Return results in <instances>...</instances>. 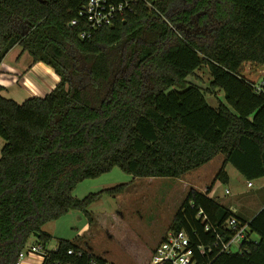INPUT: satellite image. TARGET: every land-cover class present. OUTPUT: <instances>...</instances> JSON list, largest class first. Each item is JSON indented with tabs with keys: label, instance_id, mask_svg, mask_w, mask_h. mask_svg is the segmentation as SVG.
Listing matches in <instances>:
<instances>
[{
	"label": "trees",
	"instance_id": "trees-1",
	"mask_svg": "<svg viewBox=\"0 0 264 264\" xmlns=\"http://www.w3.org/2000/svg\"><path fill=\"white\" fill-rule=\"evenodd\" d=\"M86 1L0 0V65L19 45L60 77L50 93L22 103L0 86V264H17L33 236L47 250L52 235L43 226L71 210L91 225L89 206L125 186L84 199L73 192L115 166L181 178L222 154L215 181H229V164L249 181L264 177V84L257 90L243 72L245 63L264 66V0H150L153 7L140 3L82 38L84 24L71 21ZM203 68L211 76L204 91L188 82ZM218 92L224 100L211 106L206 95ZM230 217L242 220L191 187L168 231L211 246L209 264H264V208L247 221L258 239L217 254ZM47 251L43 264L107 261L69 240Z\"/></svg>",
	"mask_w": 264,
	"mask_h": 264
},
{
	"label": "rangeland",
	"instance_id": "rangeland-1",
	"mask_svg": "<svg viewBox=\"0 0 264 264\" xmlns=\"http://www.w3.org/2000/svg\"><path fill=\"white\" fill-rule=\"evenodd\" d=\"M10 56L5 65L7 68L16 57ZM243 69L244 74L255 83H260L264 78L263 65L245 63ZM210 81L207 68L198 70L195 76L188 78L189 83L203 91ZM25 91V87L16 84L5 95L22 103L26 99H21L29 96ZM220 98L224 100L223 93ZM206 99L211 106H217L218 99L213 95L208 93ZM4 143L5 140L0 137V150ZM221 158L219 156L206 167L191 170L181 178L135 177L115 166L99 177L83 180L73 192L78 199L119 185L125 187L112 195L103 194L89 206L88 210L93 218L91 225L87 215L79 210H71L66 215L46 223L43 228L52 235L47 249H55L63 239L81 245L113 264H150L152 252L168 232L174 215L192 185L201 190L211 185L212 189L207 193L220 203L236 205L237 200L240 201L245 207V212L239 213L241 219L249 221L264 203V177L249 181L229 164L226 168L229 181H215ZM251 239H258V235L251 234ZM34 244L37 241L33 236L27 247ZM237 250L236 247L233 248V251ZM22 263L40 264L29 256L24 257Z\"/></svg>",
	"mask_w": 264,
	"mask_h": 264
},
{
	"label": "built area",
	"instance_id": "built-area-1",
	"mask_svg": "<svg viewBox=\"0 0 264 264\" xmlns=\"http://www.w3.org/2000/svg\"><path fill=\"white\" fill-rule=\"evenodd\" d=\"M146 3L153 7L150 0H87L79 9V18L71 21V25L83 23L85 29L81 32L82 38H90L92 34L105 27L112 26L117 19L125 18L128 15L136 13L137 5ZM264 84V78L260 83H256L257 90L261 89ZM251 185V182H249ZM228 192V190H227ZM230 231L228 238L217 234L215 248L217 254L224 252H239L242 245L251 239L250 227L247 221L240 220L236 217H230L225 224ZM207 230L209 227L207 226ZM236 247L238 250L233 251ZM56 249V248H55ZM49 250V249H47ZM42 245L34 244L31 247H25L19 254L17 264H23L22 259L26 256L34 255L38 263L43 264L47 251ZM54 250V249H53ZM213 248L205 245H194L189 234L184 230L168 231L155 247L151 254L150 264H209L205 256L211 254ZM69 254L81 256L83 250H68ZM105 264H113L106 261Z\"/></svg>",
	"mask_w": 264,
	"mask_h": 264
},
{
	"label": "crops",
	"instance_id": "crops-1",
	"mask_svg": "<svg viewBox=\"0 0 264 264\" xmlns=\"http://www.w3.org/2000/svg\"><path fill=\"white\" fill-rule=\"evenodd\" d=\"M10 55L11 56L14 55L16 57L14 61L12 59L9 68H7L5 67V65H6L7 58ZM59 82H60V77L54 71L52 67H50L49 65H47L46 63L42 61L35 62L33 60V57L28 52H23L22 47L19 45L13 47L9 51V53L6 55V57L3 59L0 65V86L4 88L2 91V95L7 98H10V97L6 96L5 94H7V92L10 93L11 89H13L14 85L16 84L21 85V87H25V89L27 90L25 92H27L29 96L26 95L25 98L21 99L22 101H24L25 99H28L31 97H36V96L44 97L45 95L50 93ZM222 93L223 92H218L217 93L218 97L216 98L221 100L220 95ZM11 99L17 101L18 103H21L13 97H11ZM219 156L222 157L221 160L219 159V162H218L219 163L218 168L221 169L223 161H224V156L220 154L216 158H218ZM215 159H213L212 161H214ZM212 161H210L209 163H212ZM209 163L199 168L202 169L206 167V165H208ZM192 187L199 189V187L197 186L192 185ZM210 188H211V185L208 186L206 189H202V190L199 189V190L204 193H207ZM237 202H238L237 203L238 205L237 204L233 205L232 203H228V204H223L220 202L219 203L229 208L233 212L237 213L239 217L241 218L240 214H243L245 212V207H244V204L240 203V201L237 200ZM263 208H264V203L263 205H261V207L257 209V212L254 215H252V218ZM29 257H31L32 260L38 261L37 260L38 258L34 255H31Z\"/></svg>",
	"mask_w": 264,
	"mask_h": 264
}]
</instances>
